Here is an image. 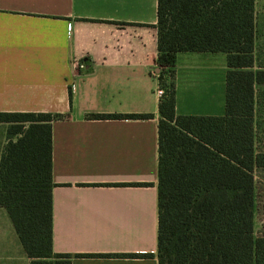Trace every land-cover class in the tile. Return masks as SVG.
Segmentation results:
<instances>
[{
  "label": "crops",
  "instance_id": "obj_1",
  "mask_svg": "<svg viewBox=\"0 0 264 264\" xmlns=\"http://www.w3.org/2000/svg\"><path fill=\"white\" fill-rule=\"evenodd\" d=\"M156 23L157 0H0V112L63 115L51 121L52 250L71 264H157ZM226 71L224 53H177L175 113L224 115ZM29 263L0 207V264Z\"/></svg>",
  "mask_w": 264,
  "mask_h": 264
},
{
  "label": "trees",
  "instance_id": "obj_2",
  "mask_svg": "<svg viewBox=\"0 0 264 264\" xmlns=\"http://www.w3.org/2000/svg\"><path fill=\"white\" fill-rule=\"evenodd\" d=\"M156 29V79L164 89L157 124V264H255V255L264 252V236L254 235V171L264 168L255 132V85L264 84L255 0H157ZM179 52L225 54L224 115L175 113L172 76ZM62 117L0 112V122L8 124L0 207L29 264H71L68 254L52 250L51 121Z\"/></svg>",
  "mask_w": 264,
  "mask_h": 264
},
{
  "label": "rangeland",
  "instance_id": "obj_3",
  "mask_svg": "<svg viewBox=\"0 0 264 264\" xmlns=\"http://www.w3.org/2000/svg\"><path fill=\"white\" fill-rule=\"evenodd\" d=\"M256 52L264 63V0H256L255 4ZM214 54V53H213ZM213 56V55H212ZM263 95L264 89H257V95ZM256 148L264 151V105L256 104L255 116ZM255 202H254V235L264 236V168H256ZM255 264H264V252L255 255Z\"/></svg>",
  "mask_w": 264,
  "mask_h": 264
},
{
  "label": "built area",
  "instance_id": "obj_4",
  "mask_svg": "<svg viewBox=\"0 0 264 264\" xmlns=\"http://www.w3.org/2000/svg\"><path fill=\"white\" fill-rule=\"evenodd\" d=\"M69 31H70V28H69ZM78 68H85V65H84L83 63H79V64H78ZM158 71H159V68L156 67V68H155V72H154V75H155V76H156V74H157ZM156 93H157V95L160 97V96L163 95L164 91H163L161 88H157Z\"/></svg>",
  "mask_w": 264,
  "mask_h": 264
}]
</instances>
